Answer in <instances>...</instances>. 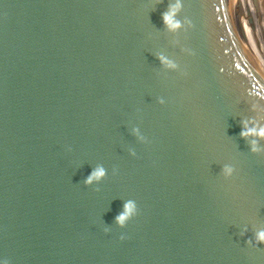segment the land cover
I'll return each mask as SVG.
<instances>
[{
  "label": "water",
  "instance_id": "95a60500",
  "mask_svg": "<svg viewBox=\"0 0 264 264\" xmlns=\"http://www.w3.org/2000/svg\"><path fill=\"white\" fill-rule=\"evenodd\" d=\"M176 2L0 0V264H264V0Z\"/></svg>",
  "mask_w": 264,
  "mask_h": 264
},
{
  "label": "clouds",
  "instance_id": "9594fccd",
  "mask_svg": "<svg viewBox=\"0 0 264 264\" xmlns=\"http://www.w3.org/2000/svg\"><path fill=\"white\" fill-rule=\"evenodd\" d=\"M182 7L181 0H177L176 4L170 5L169 10L163 13V20L164 23L170 28V29H178L181 27V21L176 19L177 13L180 11ZM161 61L163 63H167L171 67H175V65L167 60V58L161 56ZM261 99H264V97H261ZM161 103H163V100H161ZM241 136L248 137V136H257L261 139H264V125L262 126H252L249 127L247 125V122H245V129L241 131ZM252 151L257 152L261 149L258 146V140H253L252 142ZM224 171L226 174L230 175L233 172V168L229 165H226L224 168ZM106 175V170L103 167H98L87 177L85 183L91 184L94 180H99L103 178ZM135 203L133 201H127L124 204V211L119 214L116 217L117 222L123 226L126 222V220L133 214L135 210ZM124 237L122 236L121 239ZM256 241L257 244H264V229L259 230L256 233ZM249 243H251V240H249Z\"/></svg>",
  "mask_w": 264,
  "mask_h": 264
}]
</instances>
